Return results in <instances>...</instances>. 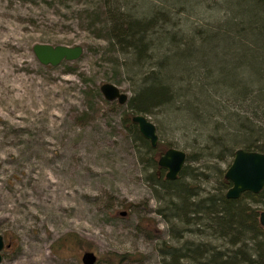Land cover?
<instances>
[{
  "label": "rangeland",
  "instance_id": "obj_1",
  "mask_svg": "<svg viewBox=\"0 0 264 264\" xmlns=\"http://www.w3.org/2000/svg\"><path fill=\"white\" fill-rule=\"evenodd\" d=\"M127 1L140 14L149 7L171 12L177 2ZM95 2L0 0V234L8 243L0 264H82L83 250L95 253L93 264H105L108 252L125 251L140 255L119 264H160V240L173 243L172 228L154 211L157 201L120 125L117 105L101 104L91 119L77 116L85 108V86L117 81L130 93L123 75H115L116 59L105 42L80 20L79 10ZM194 3L184 4L186 12L175 26L179 32L193 20L212 21L207 5ZM188 6L198 14H190ZM35 43L80 45L82 52L51 67L35 59ZM170 119L173 127L181 123L179 117ZM155 129L160 143L191 150L184 143L192 139L193 126L183 134L168 125ZM66 233H74L80 246L63 239ZM61 237V247L52 251Z\"/></svg>",
  "mask_w": 264,
  "mask_h": 264
},
{
  "label": "trees",
  "instance_id": "obj_2",
  "mask_svg": "<svg viewBox=\"0 0 264 264\" xmlns=\"http://www.w3.org/2000/svg\"><path fill=\"white\" fill-rule=\"evenodd\" d=\"M172 1L177 2L171 12L149 7L140 14L127 0H96L79 10L80 20L115 57L122 71L115 75H123L130 93L120 104L85 86V108L77 116L91 119L107 101L119 108L120 125L157 201L154 211L172 228L173 243L160 240V264H264V226L258 221L264 186L226 197L230 181L219 166L229 163L236 147L264 152V0H194L214 17L186 23L182 32L175 26L191 0L181 6L180 0ZM194 6H188L192 15L198 14ZM134 113L153 117L155 128L168 125L180 134L194 127L192 139L184 143L191 150L175 178H166L156 161L157 153L173 145L157 139L151 146L131 121ZM176 117L181 123L173 127L170 118ZM174 224L180 225L175 231ZM62 237L80 246L74 233ZM62 237L52 243V251L61 247ZM139 255L108 252L104 263Z\"/></svg>",
  "mask_w": 264,
  "mask_h": 264
},
{
  "label": "water",
  "instance_id": "obj_3",
  "mask_svg": "<svg viewBox=\"0 0 264 264\" xmlns=\"http://www.w3.org/2000/svg\"><path fill=\"white\" fill-rule=\"evenodd\" d=\"M32 53L41 65L56 66L62 61L71 62L78 59L82 52L80 45L66 46L61 44L35 43L32 45ZM98 91L106 100H116L122 104L127 94L121 91L116 85L110 82H102ZM139 133L148 140L151 146L157 141V134L154 123L144 114L134 113L131 116ZM186 160V152L178 147L170 146L165 148L156 157L157 164L164 169V176L173 179L177 176ZM223 176L230 181L225 189L226 197L235 198L242 191L258 192L264 186V152L248 150L242 147L234 148L231 159L224 168ZM258 221L264 224V208L258 212ZM8 243L0 234V261L1 251ZM96 255L92 250H83L80 255L82 264H93Z\"/></svg>",
  "mask_w": 264,
  "mask_h": 264
},
{
  "label": "flooded vegetation",
  "instance_id": "obj_4",
  "mask_svg": "<svg viewBox=\"0 0 264 264\" xmlns=\"http://www.w3.org/2000/svg\"><path fill=\"white\" fill-rule=\"evenodd\" d=\"M259 224H260V223H259ZM260 225L264 226V224H260Z\"/></svg>",
  "mask_w": 264,
  "mask_h": 264
}]
</instances>
